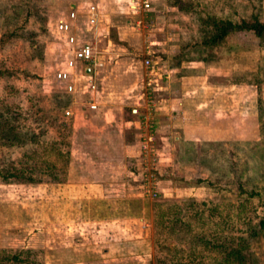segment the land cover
Here are the masks:
<instances>
[{"label": "rangeland", "instance_id": "obj_1", "mask_svg": "<svg viewBox=\"0 0 264 264\" xmlns=\"http://www.w3.org/2000/svg\"><path fill=\"white\" fill-rule=\"evenodd\" d=\"M62 1L0 0V264H10L2 257L18 250L25 251V264H264V35L235 30L219 44L203 42L213 20L257 15L264 22V0H161L158 23L148 13L145 26L134 24L156 40L136 52L156 72L171 39L204 60L214 78L256 85L258 139L173 150L178 166L158 169L156 196L142 191L135 172L140 199L82 201L66 186L76 176L69 170L71 126L64 114L82 96L73 100L54 77L67 58L55 30ZM109 34L116 37L113 28ZM146 93L145 85L143 101ZM161 152L168 157V150ZM167 177L169 187L161 184ZM251 189L258 195L249 196ZM56 210L60 242L51 235ZM238 236L244 244H234Z\"/></svg>", "mask_w": 264, "mask_h": 264}, {"label": "crops", "instance_id": "obj_2", "mask_svg": "<svg viewBox=\"0 0 264 264\" xmlns=\"http://www.w3.org/2000/svg\"><path fill=\"white\" fill-rule=\"evenodd\" d=\"M124 1L64 0L57 10L55 30L58 31L59 19L72 25L69 33L59 31L61 42L67 47V57L71 55L72 47L67 42L68 34H73L78 43L103 40L107 44L104 50L109 61L98 77L97 90L90 95L97 109L90 110L80 103L77 108L70 109V115H65L71 126L69 170L76 176V180L67 182L66 186L70 192L73 189V194L81 201L141 197L134 175L139 162L140 113L145 104L142 90L149 75L140 65L142 61L136 52L143 51L146 43L155 45L156 40H150L149 35L135 30L134 24L139 26L137 19L141 15L129 12ZM160 2L151 0L148 13L152 23H158L163 17L159 13ZM90 4H94L99 13L96 29L87 23ZM71 9L76 12L73 20L68 17ZM111 28L115 30V38L109 36ZM225 39L228 35L222 41ZM167 41L160 53L164 66L158 73L162 74L164 81L157 86L154 118L158 148L168 150L169 155L161 156L159 169L178 166L173 150H190L201 143L258 139V93L253 90L256 85L214 78L212 73L215 70L208 68L204 60L193 59L188 46L178 48L174 40ZM173 59L179 61L175 63ZM79 67L77 62V72ZM70 93L73 99L78 94L77 91ZM133 108L137 109L136 113ZM165 158L167 161L162 163ZM172 181L163 178L161 184L169 187ZM67 194L68 201H71ZM59 197L52 192V203L55 199L58 203ZM54 216L58 220V210L52 211L50 216L52 241L60 242L59 232H54V229L59 231ZM40 241L43 240L40 238Z\"/></svg>", "mask_w": 264, "mask_h": 264}, {"label": "built area", "instance_id": "obj_3", "mask_svg": "<svg viewBox=\"0 0 264 264\" xmlns=\"http://www.w3.org/2000/svg\"><path fill=\"white\" fill-rule=\"evenodd\" d=\"M128 11L134 14H140L138 24L143 26L145 22L143 16L151 11V0H125ZM70 20L76 18V12L71 9L68 12ZM99 13L94 4H90L87 10V23L97 28ZM71 23L64 19H59L56 24V29L61 32H70ZM96 31V30H95ZM67 42L72 46L71 55L64 61V67L57 69L54 72V77L57 81L65 82L64 86L68 92L75 93L76 91L82 95L80 103L85 105L90 110H96L97 104L92 93L97 90L98 77L106 66L108 57L106 50L100 49L95 42H80L76 40L73 34L67 35ZM80 63L78 72L76 71V63ZM142 63L148 69L149 76L146 83L147 93L145 96V104L143 111L140 113L139 125V162L136 174L139 176V186L144 193L150 196H156L157 191L154 189L157 184V173L161 164L162 152L158 148L155 137V118L154 112L157 108V100L153 91L157 89L160 81L155 76L158 72L153 66V62L149 57H145ZM88 68V72L84 69ZM158 69V68H157ZM158 76L161 78L163 76ZM76 83H78L76 85ZM75 100V99H73ZM76 101V100H75ZM133 112H137L133 108ZM66 116L71 114L70 109L64 111Z\"/></svg>", "mask_w": 264, "mask_h": 264}, {"label": "trees", "instance_id": "obj_4", "mask_svg": "<svg viewBox=\"0 0 264 264\" xmlns=\"http://www.w3.org/2000/svg\"><path fill=\"white\" fill-rule=\"evenodd\" d=\"M235 30L250 31L257 37H262L264 35V22L261 21V19L257 15H254L249 19L240 18L239 20H233L231 18H222L219 20H213L211 34L203 42L205 44L220 43L230 32ZM197 181H201V179ZM247 193L252 197L258 195V191L254 189H251ZM263 225L264 219L259 221V227L262 228ZM258 231L259 230H254L253 233H257ZM199 239H202V237L199 236ZM245 241L246 239L243 236H238L237 239L234 240V244H244ZM24 252V250H18L14 253L11 252V254H5V256H3L2 258L8 259L11 262L10 264H25L26 259L24 256H22Z\"/></svg>", "mask_w": 264, "mask_h": 264}, {"label": "water", "instance_id": "obj_5", "mask_svg": "<svg viewBox=\"0 0 264 264\" xmlns=\"http://www.w3.org/2000/svg\"><path fill=\"white\" fill-rule=\"evenodd\" d=\"M86 71L88 72V68H86Z\"/></svg>", "mask_w": 264, "mask_h": 264}]
</instances>
